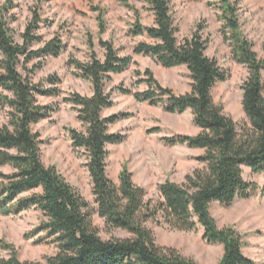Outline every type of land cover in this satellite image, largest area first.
Wrapping results in <instances>:
<instances>
[{
	"label": "trees",
	"instance_id": "16d2710c",
	"mask_svg": "<svg viewBox=\"0 0 264 264\" xmlns=\"http://www.w3.org/2000/svg\"><path fill=\"white\" fill-rule=\"evenodd\" d=\"M87 1L97 12L100 33L106 31V9L94 5L93 0ZM122 2L135 9L127 0ZM147 2L155 15L154 24H143L137 18L129 32L143 35L150 41L137 42L133 53L151 56L167 68L186 65L192 78L191 90L176 94L164 87L149 67L143 72L135 70L136 82L146 83L148 89L132 91L121 87L120 90L133 94L138 101L163 104L171 113L191 109L200 131L195 135L164 136L161 140L172 146L187 144L204 149L205 152L198 156L204 166L188 173L181 183L170 179L160 183L161 198L154 202L145 200V189L135 184L127 166L120 173L119 183L109 177L107 145L125 138L124 134L111 132L110 125L126 113L102 115L104 108L114 104L111 92L106 90V81L112 73L123 72L134 60L132 55L120 56L113 41L101 39L104 59L92 50L88 61H72L78 75L91 81L92 94L73 92L65 100L73 104L77 118L85 127L68 131L73 147L87 153L97 204L95 211L104 218L108 230L123 229L130 234L123 238H102L90 217V203L54 165L43 162L40 135L32 127L50 116L47 107L39 103L38 96L59 95L60 78L56 74L49 76L50 86H46L34 83L19 69L20 64L35 57L59 55L62 40L54 37L44 46L30 49L32 43L40 40L34 34L41 20L35 11L34 19L22 34L23 44L15 42L5 17L7 5L0 0V103L10 108L9 123L0 127V165L12 169L10 173L0 172V213L10 214L32 206L44 213L46 219L38 230L45 231L59 249L56 255L47 257L48 264H200L172 246L157 243L147 223L158 216L172 229L189 231L200 226L207 242L223 244V256L213 264H254L243 252L242 235L234 226L220 227L211 213V204L218 201L228 207L237 198H248L254 193L257 184L245 179V166L255 173H264V57L258 56L253 42L241 28L238 0H214L232 57L249 70L242 85L247 121L239 131L238 123L213 99L214 85L226 80L227 73L216 58L206 53L207 40L200 28L180 41L170 0ZM90 46L93 49L92 42ZM30 191L33 192L23 196ZM261 191L264 194V184ZM0 248L9 252L7 257L0 259V264H41L22 261L15 245L3 238Z\"/></svg>",
	"mask_w": 264,
	"mask_h": 264
},
{
	"label": "rangeland",
	"instance_id": "374dc122",
	"mask_svg": "<svg viewBox=\"0 0 264 264\" xmlns=\"http://www.w3.org/2000/svg\"><path fill=\"white\" fill-rule=\"evenodd\" d=\"M135 9L125 5L122 0H93L94 5L106 9V31L100 33L97 12L91 9L87 0H1L7 5L5 17L15 42L23 44L22 34L35 11L40 15L39 28L34 34L40 37L30 46L38 49L54 37L62 40L59 55L52 54L19 65L20 71L34 83L50 86L48 77L56 74L60 78L59 95H39L40 104L47 107L50 116L32 125L40 135L42 160L46 165H54L65 179L74 186L90 203L91 219L99 235L104 239L123 238L129 232L123 229L108 230L104 218L95 211L93 183L87 167L88 156L84 149H75L69 128L84 130L77 118L73 104L65 98L73 92L91 95L92 83L78 75L73 60L86 62L92 50L104 59L105 49L100 40H111L119 49L120 56L132 55L134 62L121 73H112L106 81V90L111 92L114 104L104 108L103 116L124 112L126 116L110 125V131L124 134L122 142L107 145L106 170L110 178L119 183V176L127 166L133 173L136 185L145 189V200L158 201L160 183L170 179L181 183L185 176L204 163L198 156L204 149L193 148L187 144L169 145L161 140L164 136L176 134L195 135L200 130L195 125L191 109L183 113H171L163 104L153 105L149 101H138L133 94L124 93L121 87L132 91L148 89L146 83H137L135 70L142 72L151 68L155 77L164 87L171 88L176 94L191 90L192 78L186 65L167 68L153 57L134 54V45L141 40H149L143 35L129 32L133 22L139 18L146 25L154 24L155 15L147 0H127ZM236 1V0H232ZM212 2V3H211ZM214 0H170L171 14L180 41L190 36L196 29L207 40L206 53L216 58L227 79L217 81L212 89L214 101L239 125V131L247 118L243 108L242 85L248 76V68L232 57L231 46L225 40L220 20V11ZM241 28L253 42L260 58L264 57V0H238ZM93 44V49L90 46ZM264 78V72H263ZM10 108L0 103V127L9 123ZM158 128V131L150 132ZM246 180L257 184V189L248 198H237L230 206L218 201L211 204V213L220 227L234 226L243 238V252L254 261L264 264V173H255L244 167ZM9 166L0 165V172L10 173ZM39 191V190H35ZM33 191L26 192L27 196ZM46 217L32 206L10 214L0 213V239L15 245L22 261H36L48 264L47 257L54 256L59 249L51 242L45 231L38 230ZM148 226L154 231L157 243L172 246L183 255L193 258L200 264L217 263L224 253L221 243H209L203 237V228L179 230L169 228L161 216L151 219ZM8 251L0 248V259L8 256Z\"/></svg>",
	"mask_w": 264,
	"mask_h": 264
},
{
	"label": "crops",
	"instance_id": "0c3cea01",
	"mask_svg": "<svg viewBox=\"0 0 264 264\" xmlns=\"http://www.w3.org/2000/svg\"><path fill=\"white\" fill-rule=\"evenodd\" d=\"M149 41H150V39H149ZM199 129H200V128H199ZM199 131H200V130H199ZM199 131H198V132H199ZM198 132H197V133H198ZM199 149H200V148H199Z\"/></svg>",
	"mask_w": 264,
	"mask_h": 264
}]
</instances>
